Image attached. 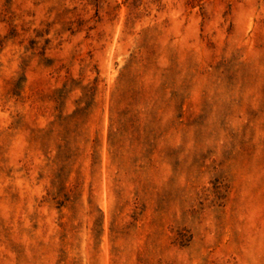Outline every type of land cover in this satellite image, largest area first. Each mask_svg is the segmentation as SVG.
Listing matches in <instances>:
<instances>
[{"label": "rangeland", "instance_id": "374dc122", "mask_svg": "<svg viewBox=\"0 0 264 264\" xmlns=\"http://www.w3.org/2000/svg\"><path fill=\"white\" fill-rule=\"evenodd\" d=\"M0 264H264V0H0Z\"/></svg>", "mask_w": 264, "mask_h": 264}]
</instances>
